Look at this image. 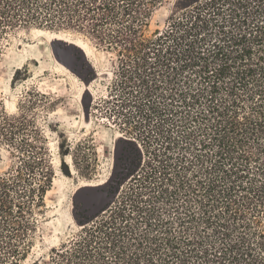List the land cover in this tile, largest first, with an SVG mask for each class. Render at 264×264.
Instances as JSON below:
<instances>
[{
  "label": "trees",
  "instance_id": "16d2710c",
  "mask_svg": "<svg viewBox=\"0 0 264 264\" xmlns=\"http://www.w3.org/2000/svg\"><path fill=\"white\" fill-rule=\"evenodd\" d=\"M165 2L0 0V45L36 30L111 56L91 114L144 153L113 204L48 264H264V0H201L152 30ZM28 94L15 115L0 100V149L13 160L0 170V264L27 260L55 179L33 116L52 103ZM68 155L81 178L99 172L91 139Z\"/></svg>",
  "mask_w": 264,
  "mask_h": 264
},
{
  "label": "rangeland",
  "instance_id": "374dc122",
  "mask_svg": "<svg viewBox=\"0 0 264 264\" xmlns=\"http://www.w3.org/2000/svg\"><path fill=\"white\" fill-rule=\"evenodd\" d=\"M200 1L166 0L153 15L152 30H163L172 18ZM55 37L36 30L20 32L0 45V100L7 113L17 114L19 105L31 100L28 93L44 94L52 103L49 110L42 104L33 110L37 125L45 130L55 179L44 216L38 218L33 249L23 264H48L53 250L87 218L113 204L144 159L139 142L91 114V106L106 95L111 83V56L76 34ZM84 139L93 141L99 155V172L91 179L79 176L68 155L70 147ZM0 156L4 172L13 160L6 148L0 149Z\"/></svg>",
  "mask_w": 264,
  "mask_h": 264
},
{
  "label": "bare ground",
  "instance_id": "6f19581e",
  "mask_svg": "<svg viewBox=\"0 0 264 264\" xmlns=\"http://www.w3.org/2000/svg\"><path fill=\"white\" fill-rule=\"evenodd\" d=\"M59 36H56L55 38H58ZM84 186H86V185H91L90 187H86V188H88V189H92V188H94L93 186V184H83ZM93 185V186H92Z\"/></svg>",
  "mask_w": 264,
  "mask_h": 264
}]
</instances>
